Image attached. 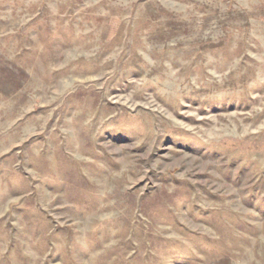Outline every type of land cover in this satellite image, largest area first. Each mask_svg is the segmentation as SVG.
<instances>
[{"label":"rangeland","instance_id":"obj_1","mask_svg":"<svg viewBox=\"0 0 264 264\" xmlns=\"http://www.w3.org/2000/svg\"><path fill=\"white\" fill-rule=\"evenodd\" d=\"M0 264H264V0H0Z\"/></svg>","mask_w":264,"mask_h":264}]
</instances>
